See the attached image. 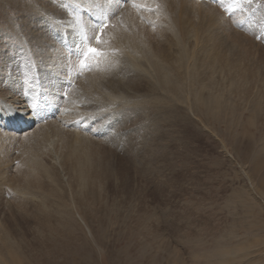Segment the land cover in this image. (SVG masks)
I'll list each match as a JSON object with an SVG mask.
<instances>
[{"label":"rangeland","instance_id":"rangeland-1","mask_svg":"<svg viewBox=\"0 0 264 264\" xmlns=\"http://www.w3.org/2000/svg\"><path fill=\"white\" fill-rule=\"evenodd\" d=\"M72 1L0 0V11L6 7L17 23L28 15L26 4L45 5V11L57 17L66 12L67 29L78 34L82 33L78 16L90 34L95 31L94 23L86 24L83 10L95 13L96 19L102 9L110 12L105 2L98 11L89 2ZM147 1L148 8L155 9L154 1L163 2L164 8L138 11L132 22L115 15L116 28L108 30L101 49L106 56L87 76L95 79L83 101L75 99L80 109L94 108L89 115L106 119L107 135L87 126L89 117L83 120L78 115L83 113L74 108L71 125L63 127L91 130L86 136L94 142L81 147L70 161L71 149H52L45 155L43 147L40 158L45 167L29 162L40 182L38 190L13 179L22 159L33 157L24 154L21 142H1L0 264H264V0L252 4L239 0L242 8L232 17L203 0ZM49 33L55 34L54 29ZM61 36H53V43L58 40L62 47L67 42L76 71L82 39ZM178 39L189 61L193 52L201 60L220 56L222 61L212 68L199 62L196 78L178 70L184 77L185 107L182 111L176 100L167 97L170 112L166 108L163 116L167 119L169 112V122H162L167 131L156 139L144 125L150 108L130 112L127 101L144 97L148 107V95L161 96L160 85L152 88L156 79L141 73L142 66L149 67L141 51L147 44L154 51L161 49L165 60L174 61ZM1 44L0 59L20 54L13 42ZM30 52L27 56L32 59ZM175 69L172 66V74ZM176 80L174 73L172 81ZM109 85L118 86L114 97ZM197 93L218 94L219 108L198 109ZM79 161L82 168L87 163L90 177L82 179L76 170ZM66 183L71 184L68 193L62 190ZM21 189L32 195L28 199L34 203L23 206ZM80 199L90 204L73 207L71 201ZM35 216L45 221L44 233L36 228Z\"/></svg>","mask_w":264,"mask_h":264},{"label":"bare ground","instance_id":"bare-ground-1","mask_svg":"<svg viewBox=\"0 0 264 264\" xmlns=\"http://www.w3.org/2000/svg\"><path fill=\"white\" fill-rule=\"evenodd\" d=\"M77 1L89 2L90 5L93 6V8L99 9L98 11H100V8L102 7L100 4L105 2V0H74L72 2H77ZM144 3L148 5L149 2L147 1ZM51 4L63 5L64 3L58 2V4L56 3L54 4L53 2H51ZM26 5H28L27 6L28 9L30 8L27 11L28 15L26 13L25 16H21L22 18H20L17 23L14 22V17L8 13V9L6 7L2 10V12L0 11V43L10 44L11 42H13L16 45V48L19 49L18 52L20 53L19 55L6 54L5 56L7 59L6 58L0 59V144L2 141L21 142V146L22 147L24 146L22 148L24 154L26 156H30L33 158H24V160L22 159V163L20 164L21 170L19 168L18 175L13 177V179H18V182H22V184L24 181H26V183L29 184L31 188L38 190L40 189V182L38 181V177L36 176L34 170L30 169L31 166L29 162L35 163L37 161L40 162L39 168L43 169L42 165L45 167L42 158H40V154L42 153L41 149L43 147H44L43 153H45V155H49L50 151L53 150L56 151L57 148L62 149L63 147H66L67 149H71L69 157L67 155V159L68 161H70L72 159H75L73 157L76 155L77 151L81 150V147L91 146V144L94 142V140H92L91 137L82 134L80 130H73V129L66 130V128L63 127V125H71V121H73V117H74L72 110H74V108L78 109L77 110L78 113L79 112L83 113V114H78L84 116L83 120H87V118L89 117V121L87 120L89 124H87V126L94 127L95 130L96 129L101 130L103 135H107V133L110 130V127L107 128L106 125H103L104 123H106V119L104 117L102 118H104L105 120L100 121L102 118H100L99 120L98 114L92 113L91 115H89V113L92 111V109L94 110V108L86 106L84 109L83 108L80 109V107L76 105L77 103L75 99H78L79 97L83 101V99L85 98L83 95L84 94L87 95L88 91L86 90L92 85L95 77L92 78L85 77L84 79H80V80L78 79L79 81L78 88H76L73 91V93L70 94V99L68 101H63L62 98H60L61 92L63 91V87L66 85L63 83V80L67 79L68 74L70 75L73 72L72 69H70V67H66L65 65L67 61V55L64 53V51L61 53L59 51H58L59 53L56 51L59 49L60 43H58L57 40L55 41L56 43L55 45L53 43L54 41L53 36H55V38L62 37L61 35H69L72 38L76 36V34L72 31L73 29L68 30L66 27L67 26L66 12L64 16L57 17V15H55L52 12L50 13L46 12L48 9L45 5H42V7L40 8L31 6L30 4H26ZM9 7H11L10 4ZM105 7H108V5ZM110 10H112L113 12L110 13L114 15L115 6H113L112 9ZM124 11H125V20L132 22L138 19L136 18L137 12L141 10H135L131 7L130 4H126ZM90 16L92 19H95L94 16L92 15ZM176 25L177 24L175 23L173 24V27L170 28L172 32H175ZM49 28H53L55 34H50ZM82 35H83L82 33L77 34L79 40L82 39ZM87 35L89 37L92 36L90 33H87ZM111 35H114L115 37L116 34L111 33ZM241 37L244 40L247 38L245 36L244 37L241 36ZM45 41H48L49 44L45 45L44 44ZM182 44L183 43H181V40L178 39L177 46L180 47V49L174 52V55L176 56L174 58V61L165 60V57L162 54L163 51L161 49L154 51L147 44L146 46H144V48L141 47L142 55L144 58L148 60L149 63L148 68L142 66L141 73L146 79H152V78L156 79L158 84H156V86L155 85L152 86V88L158 89V85H160L161 87L160 92L162 94L161 96L159 95L157 96L153 94L148 95V103H149L148 107L145 106L147 98L143 97V99H139L141 97L138 96L135 97L138 99H134L132 97L131 99L129 98L127 104H130L129 106L130 112L133 111L140 112L142 108H150L148 109V111L151 115L144 117L147 120L144 122V125L148 130L151 129V131H153L152 135L155 134L156 139L163 135V130L164 132L167 131V128L162 130V128L165 127V125L162 127L163 125L162 122L166 123L169 120L170 111L166 107L169 104V102L167 101V97H171L174 101L176 100L175 102L177 106L182 111L185 107L184 101H182V99H184V92H185V90L182 89L184 77L180 76L178 70H180V72L184 71V74H186V76L190 75L191 73H194V77L196 78L200 67L199 62L203 64H207L209 68H212L215 65V63H219L222 61V58L220 56H217L214 59L213 58L207 59L206 57H204V59L201 60L200 54L192 51L193 53H191V55L193 56V61L191 62L189 61L190 56L189 59L186 58L187 57L185 56L186 48L184 50ZM1 48H2V44L0 49ZM30 50L33 52L32 59L28 58L27 56ZM217 55H222V54L220 53V51H218ZM105 63L108 62L106 61ZM172 66H174V68L176 67L174 73L175 76L177 77V80L175 83L172 81V76L174 75V73L173 74L171 73ZM196 66L198 67L197 71L193 68ZM10 67L12 68L11 72H9ZM114 86L115 87L112 88L111 85H109V87L113 89V91H111L110 93L112 97H114L113 93L118 90V86L117 85ZM25 89L27 91H25ZM29 90L32 92L39 91L41 94L47 96L48 99L42 102L44 105H47L46 104L47 101H50V104H52L48 106V111L44 113L45 116L52 117V120L49 121L47 124L48 126L47 125L36 126L35 124L36 119L34 114L36 107L34 106L35 104L33 103L35 96L31 92H29ZM24 92H27L28 94H24ZM149 96L153 97V99L150 98ZM25 97L26 98L30 97V99H25ZM187 99H188V95H187ZM152 100H156L157 101L156 104L152 102ZM194 100L197 102L198 109H203L205 111L219 108L220 103L222 101L221 98L218 97V94L216 95V97L215 96L208 97V96H204V94L199 95V93L195 94ZM109 101H111V99ZM152 104H154L153 108L151 106ZM12 105L14 107H12ZM177 106L176 109H178ZM166 108L167 111H169L167 114V119L163 116V113ZM94 116L96 117V120L92 121V118ZM96 121H100V124L93 126L94 122ZM171 123H173V121H171ZM11 126H13L12 130H11ZM4 130L9 133L4 135L3 134ZM154 142H158V141L156 140ZM79 162L80 165L76 166V170L80 173L81 176H83L82 179L90 177L91 176L90 173L88 174V176H86L87 163H85L84 168H82L81 161ZM59 167L61 169L64 168L63 166H59ZM124 170L126 172H129V169H127L126 167H124ZM125 175L128 176V174ZM96 176L98 177V174H96ZM23 188L25 187L23 186ZM70 188H71V184L66 183L63 186L62 190L68 193ZM81 188L83 193L84 188L83 187ZM22 189L20 190V192L23 194V195L21 194L23 206H25L26 203H34V201L28 199V198H32V195L29 196V192L27 191L23 193ZM85 199H87V195ZM85 199L84 200L80 199L77 202L71 201V204L73 207L76 205L80 206L82 203L89 205L90 202H87ZM77 216L82 222L85 221L81 214H77ZM35 218L37 223L36 228H38V231L44 233L45 226H43L42 224H45V221L38 216H35ZM53 227L54 225L52 226V231H53ZM22 240L23 242H26L24 236H22Z\"/></svg>","mask_w":264,"mask_h":264},{"label":"snow or ice","instance_id":"snow-or-ice-1","mask_svg":"<svg viewBox=\"0 0 264 264\" xmlns=\"http://www.w3.org/2000/svg\"><path fill=\"white\" fill-rule=\"evenodd\" d=\"M213 2L219 4L227 15H232L237 10V8H242L239 0H213ZM246 2L248 4H252L255 2V0H246ZM105 3L108 5L109 9H111L113 6L119 9L124 7L126 4H130L133 9L155 11V9L148 8L143 0H105ZM114 18L115 16L108 10L102 9L97 22L94 24L95 31L91 37L87 35V25L83 24L82 16H78L76 18L78 24L82 25L81 31L83 34L80 51L77 58L80 74H82L84 71H91L94 64L98 65L99 60L106 56L104 51H102L100 48L93 47L92 44L93 42L96 44L105 43L101 37L103 36L105 29L110 26V19ZM112 26L114 27V25Z\"/></svg>","mask_w":264,"mask_h":264}]
</instances>
